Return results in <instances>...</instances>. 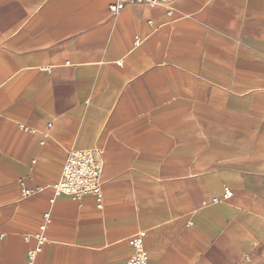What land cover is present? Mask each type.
<instances>
[{"label": "crops", "instance_id": "0c3cea01", "mask_svg": "<svg viewBox=\"0 0 264 264\" xmlns=\"http://www.w3.org/2000/svg\"><path fill=\"white\" fill-rule=\"evenodd\" d=\"M117 1L0 0V264H264V0Z\"/></svg>", "mask_w": 264, "mask_h": 264}, {"label": "built area", "instance_id": "2783aa9c", "mask_svg": "<svg viewBox=\"0 0 264 264\" xmlns=\"http://www.w3.org/2000/svg\"><path fill=\"white\" fill-rule=\"evenodd\" d=\"M175 0H118L116 4L109 7L112 14H117L125 5H133L137 7L145 6H162L168 9V14L171 15V6ZM19 129L23 131H30L23 125H19ZM103 151L101 149L87 150V151H68L65 166L62 171L60 182L54 187L55 197L66 196L73 201H80L83 197L92 195L96 198L97 207L102 208L103 200V168L104 163L102 159ZM29 192L25 191L24 195ZM232 193L225 191L223 200L230 198ZM219 200H213L216 204ZM204 205H206L204 203ZM48 221V216H45ZM44 226L41 231H44ZM144 233H138L128 240L129 246L132 248V254L127 260L126 264H147L148 256L143 247L142 238ZM35 238L38 241V248L31 251L28 256L32 261L35 254L41 250V246L45 238L39 234Z\"/></svg>", "mask_w": 264, "mask_h": 264}]
</instances>
